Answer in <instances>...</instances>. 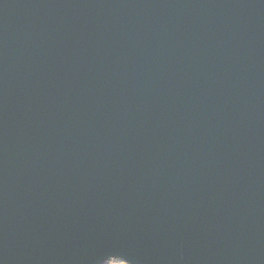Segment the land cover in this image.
<instances>
[{
  "label": "water",
  "instance_id": "95a60500",
  "mask_svg": "<svg viewBox=\"0 0 264 264\" xmlns=\"http://www.w3.org/2000/svg\"><path fill=\"white\" fill-rule=\"evenodd\" d=\"M119 257L264 264V0H0V264Z\"/></svg>",
  "mask_w": 264,
  "mask_h": 264
},
{
  "label": "rangeland",
  "instance_id": "374dc122",
  "mask_svg": "<svg viewBox=\"0 0 264 264\" xmlns=\"http://www.w3.org/2000/svg\"><path fill=\"white\" fill-rule=\"evenodd\" d=\"M105 264H126L125 262H123L122 260H118V259H113V260H110L108 261L107 263Z\"/></svg>",
  "mask_w": 264,
  "mask_h": 264
}]
</instances>
